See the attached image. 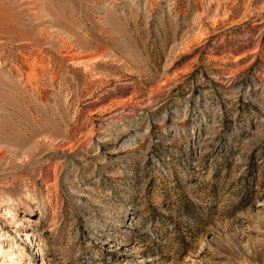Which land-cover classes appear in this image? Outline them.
Here are the masks:
<instances>
[{
  "label": "rangeland",
  "instance_id": "374dc122",
  "mask_svg": "<svg viewBox=\"0 0 264 264\" xmlns=\"http://www.w3.org/2000/svg\"><path fill=\"white\" fill-rule=\"evenodd\" d=\"M0 264H264V0H0Z\"/></svg>",
  "mask_w": 264,
  "mask_h": 264
},
{
  "label": "bare ground",
  "instance_id": "6f19581e",
  "mask_svg": "<svg viewBox=\"0 0 264 264\" xmlns=\"http://www.w3.org/2000/svg\"><path fill=\"white\" fill-rule=\"evenodd\" d=\"M27 222H32L31 220L30 221H27ZM31 234V233H30ZM30 238V237H29ZM32 238V237H31ZM21 255H23V251L20 253ZM2 257V256H1Z\"/></svg>",
  "mask_w": 264,
  "mask_h": 264
}]
</instances>
